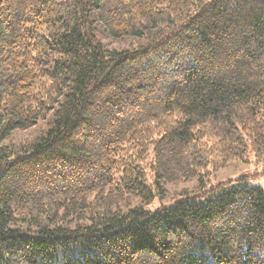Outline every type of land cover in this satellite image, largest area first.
<instances>
[{"label": "trees", "instance_id": "16d2710c", "mask_svg": "<svg viewBox=\"0 0 264 264\" xmlns=\"http://www.w3.org/2000/svg\"><path fill=\"white\" fill-rule=\"evenodd\" d=\"M255 146L264 0H0V264H264Z\"/></svg>", "mask_w": 264, "mask_h": 264}, {"label": "rangeland", "instance_id": "374dc122", "mask_svg": "<svg viewBox=\"0 0 264 264\" xmlns=\"http://www.w3.org/2000/svg\"><path fill=\"white\" fill-rule=\"evenodd\" d=\"M208 1V0H205ZM110 46L123 47L127 46L124 40H114L110 43ZM47 120H40L37 124L26 128L16 129L5 139L4 143H13L15 145L24 144L32 140L39 134ZM240 176H245L251 183L259 185L264 189V147L255 146L249 149L248 155L245 160H236L229 165L221 168H214L206 179V187H209L217 182L227 179H236ZM149 182L152 181V174L147 172ZM199 178L177 180L171 183H166L165 194L163 197L156 196L150 203L145 204V208L148 210H154L161 204L169 205L174 201V198L188 193V195H200L202 192L200 187ZM140 204V198L136 196H128L120 203V207L134 206ZM256 253L259 255L264 254L262 248L257 249Z\"/></svg>", "mask_w": 264, "mask_h": 264}]
</instances>
